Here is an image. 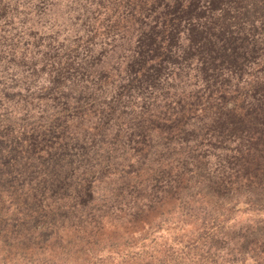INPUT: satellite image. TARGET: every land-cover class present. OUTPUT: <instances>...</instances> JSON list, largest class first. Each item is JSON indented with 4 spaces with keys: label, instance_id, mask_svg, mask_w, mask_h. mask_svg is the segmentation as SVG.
I'll use <instances>...</instances> for the list:
<instances>
[{
    "label": "rangeland",
    "instance_id": "374dc122",
    "mask_svg": "<svg viewBox=\"0 0 264 264\" xmlns=\"http://www.w3.org/2000/svg\"><path fill=\"white\" fill-rule=\"evenodd\" d=\"M3 1L0 89L9 103L0 97V121L9 115L18 87L57 95L79 82V70L69 62L89 51L101 60L119 42L120 33H100L97 22L91 29L92 19L80 10L95 0ZM236 22L241 32L229 35L244 38L243 49L249 45L247 35H264V19ZM21 52L25 56L17 63ZM84 58L75 63L79 69ZM24 70L33 75L25 80ZM179 77L175 85H154L144 97L146 108L161 109L176 99L172 89L185 93L190 80ZM236 79L233 75L229 83ZM124 95L122 89L116 95L122 96L124 109L148 111L139 108L142 99L133 92ZM226 115L231 126L222 138L208 117L189 119L177 133L170 130L169 140L141 128L140 135L121 138L119 157L101 169L102 147L117 144L108 127L95 136L73 129L79 139L70 146L78 163L75 173L98 171L102 195L94 192L68 207L70 195L62 197L61 187L38 203L26 195L31 183L0 174V264H264V121Z\"/></svg>",
    "mask_w": 264,
    "mask_h": 264
},
{
    "label": "trees",
    "instance_id": "16d2710c",
    "mask_svg": "<svg viewBox=\"0 0 264 264\" xmlns=\"http://www.w3.org/2000/svg\"><path fill=\"white\" fill-rule=\"evenodd\" d=\"M88 4L79 7L92 19L91 29L97 22L100 33H120L115 38L119 42L101 60L94 52L85 53L86 62L80 69L75 63L82 57L69 62L79 70L75 72L79 82L63 87L57 95L18 87L9 115L0 121V174L8 181L31 183L32 191L26 195L36 202L42 203L57 187L63 189L62 197L69 193L67 207L90 199L94 192L102 195L97 185L103 176L98 171L75 173L78 163L70 146L79 142L72 135L77 127L94 136L108 127L117 140L112 148L102 147L101 169L119 157L118 149L124 145L121 138L140 135L141 128L169 140L170 130L177 133L189 119L200 122L208 117L209 125L216 121L222 138V131L231 126L226 113L264 121V35H247L246 49L245 44L240 46L244 38L229 35L233 30L241 32L236 22L240 17L264 19V0H245L244 4L238 0H95L87 9ZM19 54L17 63L25 56ZM24 72L25 80L33 75ZM233 75L237 79L229 83ZM179 76L190 80L187 91L181 94L172 89L176 99L167 100L161 109L148 110L144 97L153 86L160 81L175 85L173 80ZM119 89L125 91L124 96L133 92L142 99L139 108L148 111L124 109L119 101L122 96L116 97ZM143 89L149 91L144 94ZM0 97L9 103L2 89ZM212 98L218 102L214 104ZM73 172L79 174L75 180Z\"/></svg>",
    "mask_w": 264,
    "mask_h": 264
}]
</instances>
